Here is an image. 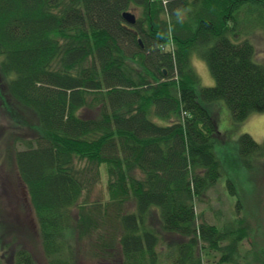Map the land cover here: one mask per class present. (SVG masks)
<instances>
[{"label": "trees", "instance_id": "trees-1", "mask_svg": "<svg viewBox=\"0 0 264 264\" xmlns=\"http://www.w3.org/2000/svg\"><path fill=\"white\" fill-rule=\"evenodd\" d=\"M257 28L264 0H0L3 110L38 122L9 127L6 165L48 264H264L244 202L222 222L198 211L224 174L214 103L235 123L264 112ZM195 54L214 86H201ZM239 149L248 166L264 157L248 133ZM21 206L20 225L0 219V264H38Z\"/></svg>", "mask_w": 264, "mask_h": 264}, {"label": "rangeland", "instance_id": "rangeland-1", "mask_svg": "<svg viewBox=\"0 0 264 264\" xmlns=\"http://www.w3.org/2000/svg\"><path fill=\"white\" fill-rule=\"evenodd\" d=\"M257 46V62H264V29L257 28L250 36ZM192 65L201 78V86H214L216 84L207 62L198 54L193 56ZM3 92H0V95ZM0 96V219L11 220L14 224L24 221L25 212L22 202L27 205L30 219L35 229L26 234V245L33 253L38 264H48L40 242L39 229L33 209L28 204L27 193L24 185L18 179L16 170L6 165V151L10 147L7 131L12 127L16 132H28V126L34 125L38 128V122L32 112L14 111L8 115L3 110V101ZM212 114L217 120L220 136L216 140L215 150L222 160L224 174L204 197V201L198 203V211H205L210 222H222L233 213V204L237 200L244 202L247 216L252 223L254 240L257 245H264V157H255L248 166L240 161L239 141L240 137L248 133L260 144L264 143V112L252 114L243 122H233L231 110L224 100H219L212 106ZM8 117V118H7ZM159 124L165 125L166 121L154 118ZM18 127V128H15ZM36 131V130H35ZM31 133V132H30ZM5 158V161H4ZM102 181L96 187L94 197L108 198V176L107 165H103ZM233 181L237 194L232 195L228 182ZM23 197V198H22ZM220 210L222 213L220 214ZM217 215V216H216ZM156 221V220H155ZM164 236L162 235V238ZM165 241V240H163ZM8 252V251H7ZM7 264H10L7 262ZM79 264H99L98 261L90 259L89 256L81 257Z\"/></svg>", "mask_w": 264, "mask_h": 264}, {"label": "water", "instance_id": "water-1", "mask_svg": "<svg viewBox=\"0 0 264 264\" xmlns=\"http://www.w3.org/2000/svg\"><path fill=\"white\" fill-rule=\"evenodd\" d=\"M124 18L126 19V21L132 25H134L136 23L137 17L136 15L131 12V11H125L123 14Z\"/></svg>", "mask_w": 264, "mask_h": 264}, {"label": "bare ground", "instance_id": "bare-ground-1", "mask_svg": "<svg viewBox=\"0 0 264 264\" xmlns=\"http://www.w3.org/2000/svg\"><path fill=\"white\" fill-rule=\"evenodd\" d=\"M132 12V11H131ZM134 13V12H133ZM123 14H124V12H123ZM135 14V13H134ZM136 15V14H135ZM136 17H137V15H136ZM123 19L126 21V19L124 18V16H123ZM127 22V21H126ZM136 22H137V20H136ZM128 23V22H127ZM130 24V23H129ZM136 24V23H135ZM134 24V25H135ZM132 25V24H131Z\"/></svg>", "mask_w": 264, "mask_h": 264}, {"label": "crops", "instance_id": "crops-1", "mask_svg": "<svg viewBox=\"0 0 264 264\" xmlns=\"http://www.w3.org/2000/svg\"><path fill=\"white\" fill-rule=\"evenodd\" d=\"M232 118V117H231Z\"/></svg>", "mask_w": 264, "mask_h": 264}]
</instances>
